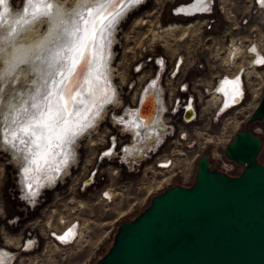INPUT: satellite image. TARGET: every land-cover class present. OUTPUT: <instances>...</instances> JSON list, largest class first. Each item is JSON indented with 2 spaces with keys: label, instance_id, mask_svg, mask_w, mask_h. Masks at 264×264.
Instances as JSON below:
<instances>
[{
  "label": "built area",
  "instance_id": "built-area-1",
  "mask_svg": "<svg viewBox=\"0 0 264 264\" xmlns=\"http://www.w3.org/2000/svg\"><path fill=\"white\" fill-rule=\"evenodd\" d=\"M147 1L139 0L133 8H138ZM169 1L172 2L170 13L187 20L182 27L189 23L192 26L199 16L203 17L201 25L209 27L213 16H208L213 12L214 4H217L229 21L225 26L228 37L221 42H215L211 38L210 45L215 44L209 57L202 58L198 55L202 48L194 55L189 52L185 45L187 33L185 36H177L176 47L172 51L165 49L164 52H157L151 45L147 50L149 54H140V58L133 61L127 70L116 67L120 66L118 63L114 65V94L107 99L109 102L102 105L105 106V114H98L97 121L92 124L96 123V127H87L83 132H86L87 138L90 134L96 135V139L82 141L78 150L76 145L72 157L59 166L55 178L44 180L37 192H33L36 183L22 178L20 168L11 162V150L2 146L0 176H9L4 194L0 196V254L6 258L4 264H30L33 250L42 239L68 246L82 237V220L74 213L78 208L71 207L57 215L55 200L71 190V184L67 182L74 177L75 173L72 172L80 167V147L86 143L98 148L96 152L88 153L95 164L89 174L82 178L78 175L75 188L83 190L93 182L92 173L99 163L113 162L116 167L107 170L108 183L98 190V198L105 203L113 201L115 197L113 175L117 172V166L132 172L141 171V174L158 172L163 174L162 179L169 177L165 185L160 184L161 188L170 184L174 177L178 178V182L186 183L192 175V165L204 151L208 152L209 160L220 169L230 173L240 170L237 166L241 165L225 155L224 146L251 113L244 99L247 96L259 97L264 83V63L256 62L264 59V0H197V5L208 4L202 11L190 6L195 0ZM155 26L154 31H162L159 22ZM143 50L145 51V47ZM214 60L219 62V69L208 72L207 69H214ZM190 67L196 70L191 76L187 73ZM237 78L238 89L224 83L225 80L235 81ZM152 81H156L155 85L160 92V108L156 117L157 124L153 125L155 127H147L145 130L139 111L144 93ZM220 88L224 91H218ZM239 92V98L233 100ZM220 118L223 124L216 131L212 125ZM232 118L236 121L235 128L231 131L226 124ZM126 120L128 126L125 124ZM250 129L264 136V125L261 123L251 124ZM136 131L139 134H134ZM140 135L146 140L141 139L134 146L133 143ZM155 135L152 141H148L147 136ZM140 145L143 148H139ZM67 149L70 151L69 147ZM90 164L91 161L88 160L82 163L80 173H84ZM31 183L30 191L26 185ZM66 184L67 188L63 186ZM0 185L1 195L2 179ZM48 189L61 192L40 207ZM78 205L82 207V203ZM35 209L39 213L27 220L26 224L30 227H25V215ZM70 228L74 234L66 241L60 240L59 237ZM28 243L31 245L27 246Z\"/></svg>",
  "mask_w": 264,
  "mask_h": 264
},
{
  "label": "water",
  "instance_id": "water-1",
  "mask_svg": "<svg viewBox=\"0 0 264 264\" xmlns=\"http://www.w3.org/2000/svg\"><path fill=\"white\" fill-rule=\"evenodd\" d=\"M257 122L264 125V87L244 127L224 146L240 170L220 169L201 152L193 180L153 194L116 226L92 264H264V163L258 159L263 139L250 129Z\"/></svg>",
  "mask_w": 264,
  "mask_h": 264
},
{
  "label": "rangeland",
  "instance_id": "rangeland-1",
  "mask_svg": "<svg viewBox=\"0 0 264 264\" xmlns=\"http://www.w3.org/2000/svg\"><path fill=\"white\" fill-rule=\"evenodd\" d=\"M60 1H64V7L68 6L69 8H71L70 5H72L73 8V5L76 4L75 0ZM9 2L11 9L14 11L23 4V0H9ZM171 4L172 2L169 0H158L157 2L155 0H148L138 8L132 10L126 16L125 20L122 19L123 21H120V42L115 46L116 49L113 47V42L111 44L112 54L110 58V66L113 67L118 63L120 66L116 67H122L124 70H127L130 68V65L133 61H136V59L140 58V54L141 56H146L149 54L147 50L148 46L151 45H153V48L157 52H164L165 49L169 51L174 50L176 47L177 36H179L184 29V27L177 24H183L187 20L173 16L170 13ZM70 13L72 14V10L68 9L66 18H70ZM61 14L65 15V12H61L60 16H62ZM211 16H213V21L209 27L201 25L203 20L202 16H199L195 21H193L194 24L192 26L186 27L188 34L185 37V45L192 55H194L195 52L197 53L199 48H202L201 53L198 55L202 58L209 57L215 44L213 43L210 45L211 38H213L215 42L216 40L221 42L226 37H228V34H225V26L229 24V21H227L223 15V12H221L219 7H217V4H214L213 12L208 17ZM140 18L145 19V23L140 21L136 22V20ZM157 22H159L161 26H165L168 23H173V25H176L177 27L171 32L169 31L170 29L154 31L156 29L155 24ZM207 23H209V21H207ZM46 26L47 23H44V27ZM41 27L43 26L41 25ZM117 30L118 26L116 28V31ZM0 33H3L2 27H0ZM160 34L164 35L160 38L158 37ZM208 36L210 37L208 38ZM116 38L117 35L115 32V39ZM143 47H145V51L143 50ZM213 63L214 69H207L208 72L217 71L219 69V62L214 60ZM2 69L3 65L0 57V73ZM112 70H114V68ZM12 71L14 72L13 68H11V71L9 70V74L5 73V75H3L5 76V79L9 78V76L13 74ZM113 72L115 71H112V77ZM187 73L191 76L196 73V70L190 67ZM26 78H24V81ZM22 85H24V83H22ZM12 87L13 86L11 85L10 80H6L3 86L0 83V128L5 126L3 122L5 121L6 114L9 110L6 103H8L15 94V90ZM263 87L264 83L261 88V92ZM260 95L259 97L255 96L252 98L247 96L244 99L245 104L248 105L247 109L251 111L253 110L259 101ZM244 111H246V109ZM141 116L144 118L143 109ZM235 121L236 119L232 118V120L226 124L227 128H229L231 131L235 128ZM7 122H9V119ZM222 124V119L220 118L215 124L212 125V128L217 131V129L220 128ZM243 127L244 121L241 125H239L238 129H242ZM95 136L96 135L90 134V136L87 138L86 132L82 133L81 137L77 139V150L79 143L82 141H94L96 139ZM261 136L263 138V146L258 153V159L264 162V136ZM2 142L5 143L4 137L2 138ZM97 150V146L94 144L90 145V143H86L84 146L80 147V167L76 169V172H72L75 173V175L72 180L67 182V184H71V190L67 194H63L61 197L55 200L57 215L65 212L71 207L78 208V210H75L74 213L79 215L82 220V237L75 244H70L68 246L56 245L50 241H45L42 239L37 248L33 250L30 264H92L94 259L106 250L116 226L121 221L129 219L138 211H140L149 203L153 194L165 187L163 186V188H161L160 184L165 185L166 180L169 177L162 179L163 174H159L158 172L154 174H150V172L141 174V171L132 172L124 167L117 166V172L113 175V183H115L114 189L116 190L115 197L113 201L105 203L103 200L98 198V190L100 186L108 183L109 177L107 176V170L114 169L116 165L113 162L108 163L104 161L99 163L98 166H95L96 170H94L92 173L93 182L88 184L83 190L76 189L75 180L77 179L78 175L82 178L86 174H89L90 169L95 164L94 159L90 158L88 153H94ZM87 160L91 161V164L88 166L87 170H84L85 174L80 173L82 163L86 162ZM192 167V175L186 183H190L193 180L196 162L192 165ZM237 168L239 169L241 167L237 166ZM8 178L9 176L6 175L3 177L0 176V180L2 179L1 197L4 194V188L9 181ZM177 179V177H174L171 180V183L178 182ZM67 184L63 186H66L67 188ZM60 192V190L55 192L54 189L46 190L45 194L43 195V200L40 204V207L45 206L47 202L51 201L55 195L60 194ZM80 202L82 203V207L78 205ZM38 213V209L28 211L24 217L23 225H25V227H30V225L26 224V221L34 218Z\"/></svg>",
  "mask_w": 264,
  "mask_h": 264
},
{
  "label": "bare ground",
  "instance_id": "bare-ground-1",
  "mask_svg": "<svg viewBox=\"0 0 264 264\" xmlns=\"http://www.w3.org/2000/svg\"><path fill=\"white\" fill-rule=\"evenodd\" d=\"M114 2L115 0H75L76 4L73 5L74 7L72 8V5H70L71 8L68 6L67 8L63 5L65 2L60 0H23L22 6L15 11L11 9L9 1L2 0V2H0V27L3 28V33H0V57L3 65V69L0 73V83L3 86L6 80H10V83L13 86L12 88L15 90L13 98L6 103L9 110L6 114L5 121L3 122L5 126L0 128V149L4 146L11 150V156L13 158L11 162H13L16 167L20 168V176L25 178V180L36 183L33 192H37L44 180L55 178L59 172V166L64 165L65 161L72 157V152L76 150L77 139L80 138L85 130L76 136V138L74 137L71 141H67L59 147L54 148L52 153L48 155L46 159L39 160L38 164L41 165L39 170H37V165L30 163L37 151L35 146L31 145V140L34 139V137H24L20 133H17L19 138L13 140L9 133L11 131H16L19 126L28 123L30 119L29 114L36 111L35 109H32V104H38L41 109L46 110L48 102L44 97L47 96L50 91L57 90L56 85L62 79L57 73L67 75L71 65L70 57L72 53L68 52L65 46L71 47L73 43H76L85 35L86 28L91 27V24H84L85 20H91V17L88 14L89 8L95 11L102 6L107 5L105 15H107L109 11L113 12L114 20L112 26L107 28V40L105 41L102 53L103 59L99 61V63L102 65L101 74L108 82L109 91L102 99L93 98L96 106L87 116L88 125L93 122L94 116L100 111L101 116L105 114L106 109L105 106L102 107V105L105 103L104 101L112 97L114 94V84L112 82L113 67L110 66V58L112 54L111 44L113 42V47L115 49V46L120 42L119 30L116 31V28L122 19L125 20L127 16L126 12H129L130 9L135 6V2L125 3L122 7L117 3L116 8L113 9L111 5ZM197 2L198 1L195 0L190 6L198 8L200 11H202L203 8L208 7V4L206 3L197 5ZM47 4L53 6L51 14H46ZM37 7L39 8V11H35ZM25 9H27V12H25ZM68 9L72 10L70 18H66ZM134 9L135 7L133 10ZM61 12H65V15L61 14L62 16H60ZM137 21L145 23V19L140 18L137 19L136 22ZM44 23H47L46 27H44ZM191 24L192 23L184 25V29L180 34L185 36L188 33L186 27H190ZM41 25L43 27H41ZM177 25L180 26L182 24ZM176 27L177 26L173 25V23H168L165 26H162L161 29H170L169 31L171 32L174 31L173 29ZM76 29H79V31L77 32ZM119 29L121 30V28ZM66 32H75V35H64ZM115 32L117 35L116 39ZM58 35L61 36V39H57ZM101 35H103V33ZM163 35L164 34H160L158 37L161 38ZM61 50H63L61 57L54 63L52 57ZM86 56L89 62L93 60V47L91 45L87 49ZM11 68L14 70V72L12 71L13 74L5 79V76L3 75H5V73L9 74ZM24 78H26L25 81ZM86 78L87 73H81L78 70L77 76L75 77L79 82L78 89L86 87L84 84ZM22 83H24V85H22ZM93 83L94 88L102 89L104 87L103 82L96 84L94 81ZM73 86L75 87L76 85ZM152 87L154 88H149L146 91L144 99V108H146L145 111H148L147 115L144 116L142 124L145 130H147V127L150 129L155 127L153 126L154 124H157L156 117L158 115V105L156 102L157 91L155 88L158 86L154 85ZM73 95H75V93H73ZM239 96L240 92L233 97V100H237ZM55 99L59 100V97L57 96ZM78 99L84 100L85 104L77 105L74 102L72 105L73 108L80 107L82 110H86L90 106L88 104L89 97L87 92H84ZM25 109L28 111L25 112ZM141 110L142 107L140 108L139 113H141ZM8 119L9 122H7ZM14 121L15 123H13ZM125 124L126 126L129 125L127 120L125 121ZM5 129H8V131L5 132ZM137 133V131L136 133L134 132V134ZM2 135L5 139V143L2 142ZM147 137L148 141H152L156 135ZM138 138L139 139H136L133 143L134 146L137 141L141 142V139H145L142 135ZM20 139H24L25 143L21 144L19 142ZM6 141H11V143H7ZM29 147L32 148L31 152L28 150ZM68 147L70 148V151H68ZM139 148H143V146L140 145ZM25 157H27V159H25ZM24 167L32 168V171L27 174V178L22 171ZM30 245L31 243L27 244V246Z\"/></svg>",
  "mask_w": 264,
  "mask_h": 264
},
{
  "label": "snow or ice",
  "instance_id": "snow-or-ice-1",
  "mask_svg": "<svg viewBox=\"0 0 264 264\" xmlns=\"http://www.w3.org/2000/svg\"><path fill=\"white\" fill-rule=\"evenodd\" d=\"M2 2V0H0ZM128 2H139V0H115L111 5L113 9L116 8V4L119 3L121 7ZM52 5L47 4L46 14H51ZM107 5L96 9H88V14L91 20H85L84 24H91L90 28H86L85 35L79 39L76 43H73L71 47H66V50L72 53L71 65L68 70V74L57 73L62 77L61 81L56 85L54 91H50L47 96L44 97L47 100L46 110L41 109L38 104H32V109L36 111L31 112L28 123L19 126L16 131H11L9 134L13 140L18 139L17 133H20L24 137H34L31 140V145H34L36 152L30 161L31 164L37 165V170L41 167L38 164L39 160H44L48 155L52 153V150L64 144L67 141H71L74 137L78 136L81 132L88 127L87 116L91 113L92 109L96 106L95 100L102 99L109 91L107 80H105L101 74L102 65L99 63L103 59V49L105 41L107 40V28L112 26L114 20L113 12L109 11L105 15ZM35 11H39L37 7ZM27 12V9H25ZM78 32L79 29H76ZM103 33V35H101ZM64 35H75V32H66ZM99 37V38H98ZM57 39H61V36H57ZM93 47V60L88 61L86 52L89 46ZM255 51V49H253ZM63 50L58 51L53 57V62H57L61 57ZM257 63H264V59L257 60ZM78 70L81 73L86 72L87 78L84 81L86 87L78 89V80L75 79ZM100 84L103 82L104 87L102 89L94 88V82ZM225 84H231L238 89V78L235 81H224ZM156 81H152L150 87L154 86ZM73 85H76L75 87ZM218 91L223 92L224 89L220 88ZM84 92H87L89 97L88 104L90 105L86 110H82L80 107L73 108L72 105L75 102L77 105H84L85 101L78 99ZM75 93V95H73ZM59 97L56 100L55 97ZM110 99V98H109ZM62 101V103H61ZM109 102V101H104ZM28 110L25 109V112ZM15 123V121L13 122ZM5 132L8 129L4 130ZM11 143V141H6ZM21 144L25 143L24 139H20ZM30 152L32 148L28 149ZM108 153H105L107 155ZM27 159V157H25ZM66 163V161H65ZM22 171L27 174L32 171L31 167H24ZM58 171V169H57ZM26 187L31 191L32 185L28 184ZM74 234L73 229H69L59 239L66 241L70 236ZM0 264H4L3 255L0 254Z\"/></svg>",
  "mask_w": 264,
  "mask_h": 264
},
{
  "label": "crops",
  "instance_id": "crops-1",
  "mask_svg": "<svg viewBox=\"0 0 264 264\" xmlns=\"http://www.w3.org/2000/svg\"><path fill=\"white\" fill-rule=\"evenodd\" d=\"M99 113H100V112H99ZM99 113H98V114H99ZM98 114H97L96 116H94V120H93V122L90 123L88 127H91V126L95 127V126H96V123H95L94 125H92V124H93L94 122L97 121V119H98V118H97ZM86 128H87V127H86Z\"/></svg>",
  "mask_w": 264,
  "mask_h": 264
},
{
  "label": "flooded vegetation",
  "instance_id": "flooded-vegetation-1",
  "mask_svg": "<svg viewBox=\"0 0 264 264\" xmlns=\"http://www.w3.org/2000/svg\"><path fill=\"white\" fill-rule=\"evenodd\" d=\"M121 21H122V20H121ZM120 25H121V22H120V23H119V25H118V30H119V31H120V29H119V28H121V26H120ZM137 142H140V141H137ZM3 257H4V256H3ZM4 259H6V258L4 257ZM4 259H3V260H4Z\"/></svg>",
  "mask_w": 264,
  "mask_h": 264
},
{
  "label": "clouds",
  "instance_id": "clouds-1",
  "mask_svg": "<svg viewBox=\"0 0 264 264\" xmlns=\"http://www.w3.org/2000/svg\"><path fill=\"white\" fill-rule=\"evenodd\" d=\"M76 138V137H75Z\"/></svg>",
  "mask_w": 264,
  "mask_h": 264
}]
</instances>
